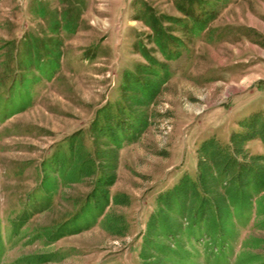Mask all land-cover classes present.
<instances>
[{
	"label": "rangeland",
	"instance_id": "374dc122",
	"mask_svg": "<svg viewBox=\"0 0 264 264\" xmlns=\"http://www.w3.org/2000/svg\"><path fill=\"white\" fill-rule=\"evenodd\" d=\"M182 3L0 0V264H25L24 256L45 252L56 255L42 264H139L140 236L156 197L183 175H194L205 140L229 143L241 120L264 112V0L195 2L194 18L206 23L199 33L191 32ZM150 15L179 39L169 45L178 53L173 59L155 44ZM143 50L165 63L170 77L145 108L148 126L118 153L110 190L131 197L118 209L129 233L111 237L98 222L75 231L70 221L94 179L60 187L46 203L36 191L40 164L79 130L91 149L101 144L88 129L99 110L130 96L122 92L123 76L147 63ZM245 148L264 155L258 140ZM28 204L37 210L13 228ZM57 224L73 233L49 244L39 238L44 227ZM247 236L264 239V230L252 221L242 226L234 254ZM249 251L264 264V245Z\"/></svg>",
	"mask_w": 264,
	"mask_h": 264
},
{
	"label": "trees",
	"instance_id": "16d2710c",
	"mask_svg": "<svg viewBox=\"0 0 264 264\" xmlns=\"http://www.w3.org/2000/svg\"><path fill=\"white\" fill-rule=\"evenodd\" d=\"M181 1L187 5L178 4L180 11L192 19L191 32H202L206 23L193 16V5L201 0ZM168 20L182 22L173 17ZM147 26L155 32L154 42L162 55L168 60L177 56L169 45H179V39L167 32L154 15H150ZM142 55L147 63L123 76L122 92L126 90L130 96L99 110L88 129L92 140L101 144L91 149L87 134L79 130L40 164L36 191L46 196V203L60 187L94 179L70 221L75 231H80L84 222H98L111 237L123 238L129 233L127 218L118 209L129 206L131 197L110 190L117 179L118 153L126 140L148 126L145 108L154 102L170 77L165 63L147 51L143 50ZM15 103L22 105L23 101ZM253 140L264 145V112L251 113L241 120L229 143L211 138L200 145L194 175H183L156 197L155 208L140 236L139 264H260L262 256L249 250L261 248L262 238L247 236L240 250L233 252L242 226L252 221L254 228L264 230V155H251L246 150ZM36 210L37 204H28L12 222L13 228H20L28 213ZM72 233L71 228L57 224L44 227L39 238L49 244ZM55 255L45 252L23 259L25 264H42Z\"/></svg>",
	"mask_w": 264,
	"mask_h": 264
}]
</instances>
